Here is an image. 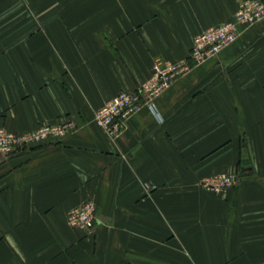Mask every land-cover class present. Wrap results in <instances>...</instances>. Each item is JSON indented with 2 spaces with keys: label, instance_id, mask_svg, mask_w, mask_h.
Wrapping results in <instances>:
<instances>
[{
  "label": "crops",
  "instance_id": "0c3cea01",
  "mask_svg": "<svg viewBox=\"0 0 264 264\" xmlns=\"http://www.w3.org/2000/svg\"><path fill=\"white\" fill-rule=\"evenodd\" d=\"M238 1L0 0V127L77 126L0 158V264L264 262V19L157 97L160 122L142 108L117 138L93 122ZM219 173L240 179L200 185ZM87 200L94 228H70Z\"/></svg>",
  "mask_w": 264,
  "mask_h": 264
},
{
  "label": "built area",
  "instance_id": "2783aa9c",
  "mask_svg": "<svg viewBox=\"0 0 264 264\" xmlns=\"http://www.w3.org/2000/svg\"><path fill=\"white\" fill-rule=\"evenodd\" d=\"M264 19L262 0H240L232 17L194 36L187 57L177 62L155 59L149 78L132 92L121 91L94 112L93 122L103 132L117 138L125 128L126 120L142 108H147L160 122L155 100L175 80L195 66L215 57L222 49L232 44L249 26ZM77 129L72 121L45 122L33 130L16 133L0 127V158L6 159L29 147L62 141ZM238 173H219L203 178L200 185L220 194L235 187ZM66 223L70 228L90 231L95 226V205L87 200L67 213ZM258 264H264L258 263Z\"/></svg>",
  "mask_w": 264,
  "mask_h": 264
}]
</instances>
